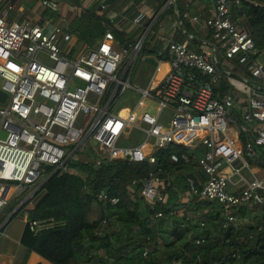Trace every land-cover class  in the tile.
<instances>
[{"label": "built area", "instance_id": "obj_1", "mask_svg": "<svg viewBox=\"0 0 264 264\" xmlns=\"http://www.w3.org/2000/svg\"><path fill=\"white\" fill-rule=\"evenodd\" d=\"M197 1L164 0L153 15L140 10L127 19L126 26L115 20L118 17L110 9L114 29L144 28L141 37L123 48V54L116 49L120 40L110 24L96 44L82 42L76 50L73 34L63 27L8 23L0 14V89L8 94L0 102V216L19 196L7 218L19 209L31 210L44 191V167L75 172L68 164L73 159L96 167L119 160L147 162L153 170L142 181L133 180L128 195L135 200L141 183L143 197L164 204L167 180L156 172V152L170 146L184 150L170 154L172 164L196 161L209 175L203 182L188 178L189 190L180 194L183 199L177 208L168 207L171 214L184 215L197 196L223 209L224 228L237 227L241 218L236 211L241 206L264 202L261 50L245 26V16H234L242 0H205L211 1L210 7L202 3L194 11ZM41 3L59 11L63 0ZM162 14L170 19L166 35L155 30ZM147 38L148 52L143 51ZM155 47L158 50H151ZM141 53L147 62L154 59L155 71L145 87L135 88L130 77ZM225 60L234 61L230 69L224 68ZM237 65L243 73L233 72ZM224 74L228 81L223 80ZM129 90L138 91L140 98L133 107L119 108ZM166 109L171 112L165 117L170 118L168 122L163 120ZM135 130L144 134L140 143L132 138ZM91 145L101 153L88 156ZM83 151L85 157L80 156ZM246 156L254 158L257 170ZM238 160L243 164L235 168ZM98 199L120 202L106 192ZM30 227L38 233L42 226L31 221Z\"/></svg>", "mask_w": 264, "mask_h": 264}, {"label": "trees", "instance_id": "obj_2", "mask_svg": "<svg viewBox=\"0 0 264 264\" xmlns=\"http://www.w3.org/2000/svg\"><path fill=\"white\" fill-rule=\"evenodd\" d=\"M163 2L158 1L156 10ZM108 3L109 11L117 4L115 0ZM100 6L96 4L86 11L71 28L80 41L95 44L107 31L108 17ZM178 6L183 9L180 3ZM239 15L245 16V26L257 47L264 49V0H242L234 13L235 17ZM114 32L119 38L121 33ZM182 151L174 146L158 150L156 172L167 180L177 170L194 166L195 163H171L170 154ZM68 164L76 171L55 172L54 166L44 167L45 177L53 175L43 185L44 194L29 210L21 238L26 260L31 253H37L51 264H264V202L241 206L236 211L240 224L224 228L223 209L214 201L197 196L184 215L171 214L168 207L177 208L182 203L180 194L188 192L190 176L181 185L167 181V202L160 204L141 195V183L135 200L128 195V185L133 180L142 181L153 170L147 162L119 160L96 167L73 159ZM101 192L119 197L120 202L100 201ZM16 204L5 209L0 225ZM192 210L197 211L194 218L189 215ZM254 219L259 221L250 224ZM31 221L41 223L38 233L31 229Z\"/></svg>", "mask_w": 264, "mask_h": 264}, {"label": "crops", "instance_id": "obj_3", "mask_svg": "<svg viewBox=\"0 0 264 264\" xmlns=\"http://www.w3.org/2000/svg\"><path fill=\"white\" fill-rule=\"evenodd\" d=\"M158 1L159 0H115V2H117L115 8H120L126 13L134 12L137 15L138 11L140 10H147L150 12L152 6L156 8L155 6L157 5ZM108 2L109 0H84V5L88 8V10H90L96 4H109ZM75 7V5L69 4L63 0L62 7L59 10V15L57 18L45 23L44 14L49 9L44 7V5L41 3V0H0V14L8 21V23H22L29 21L33 24L45 25L50 28L63 27L69 32H71L70 30L77 20L82 18V16L86 13L84 9L79 10L78 8L75 9ZM197 8L198 5L195 3L192 7V10L196 11ZM100 9L102 10V13H105L109 18L110 11L107 12V9H103L102 6H100ZM117 19L119 20L116 21H121L120 24L122 26H126L128 20L124 14L123 17ZM124 19L126 20L124 21ZM73 36L76 44L83 42L80 41L75 35ZM45 179L46 178L44 176V183L46 182ZM43 194L44 191L40 196ZM35 202L36 200L32 205H30L31 208L34 207ZM10 221L5 226L3 234H0V264H23L26 257V248L21 244V238L27 221L23 218H20V216H18L12 222ZM25 264L51 263L42 259L37 253H31Z\"/></svg>", "mask_w": 264, "mask_h": 264}, {"label": "rangeland", "instance_id": "obj_4", "mask_svg": "<svg viewBox=\"0 0 264 264\" xmlns=\"http://www.w3.org/2000/svg\"><path fill=\"white\" fill-rule=\"evenodd\" d=\"M65 2H68L69 4L75 5L76 7L80 8V9H84V11L88 10V8L85 7V5H84V0H65ZM202 3L208 5L209 7L211 5V1H205V0L203 2L198 0L196 2V5L199 6ZM112 10H114V13H116L118 18L123 17V14H124L125 17L129 21L132 20L135 17V15H136V13H134V12L126 13V12L122 11V9H120V8L117 9V8L113 7ZM108 11L109 10H107V12ZM155 11H157L156 8H154V6H152L150 14L153 15ZM44 15H45V17H44L45 21L44 22L47 23V21H52V20L56 19L57 16L59 15V11H54V10H50L49 9ZM115 20H119V19H115ZM169 20L170 19H169L168 14L166 16H164L163 18H161L160 22L158 24H156V26H155L156 32L161 34V35H166L168 30L170 29ZM107 23L111 25L113 32L115 30H117V29H114L113 23H112L110 18H107ZM118 31L121 33V35L118 38L120 40V43L117 44L116 49L121 54H123V48L124 47H129V43L135 42L139 37H141L143 32H144V28L142 26H135V27L131 28L130 30H126V31L118 30ZM177 36H179V32H178ZM101 38H102V36L98 37L96 39V43ZM150 44H151V42L147 38V40L145 41V44H144L143 51H147V52L150 51ZM78 47H79V44L75 45V49L76 50L78 49ZM151 50L156 51V50H158V47H155V48H153ZM258 59H259V61L264 63V49L261 50V53H260ZM231 63H234V61L225 60L224 68L226 70L230 69V64ZM241 68L242 67L240 65H237L236 71H233V72H235V73L236 72L243 73V71H241ZM154 71H155V65L153 63H149V62L145 61V57L141 53L138 56V58L135 60V63H134L133 68H132L131 77H130V81H131L132 86L135 87V88L145 87L147 85V83L149 82L151 76L153 75ZM223 80L224 81H228L226 74H224V79ZM234 89H235V92H238L241 95L244 94L243 92L237 90L235 87H234ZM139 98H140V93L138 91L129 90L124 95V97L119 101L118 107L119 108L120 107H133L136 104V102L138 101ZM152 112L154 114L155 110H152ZM170 114H171V112L168 109H166L164 111V113H163V120L168 122L170 120V118L166 119L165 117L169 116ZM76 125H78V126L79 125H83V123L78 122ZM131 134H132V138L137 139V141H138L137 143H140L144 139V134L141 131H133ZM2 136H4V134H2ZM127 143H129V142H126L124 144H127ZM97 153H101V149H99V147L95 148L94 145H91L89 147V152H87L86 154L88 156L89 155L92 156V155L97 154ZM81 155H82V157H85L84 156L85 155V151L81 152L80 156ZM246 160L251 164V167H252L253 170H257V168L254 167V165H253L254 158H250V157L246 156ZM194 163H195V165L192 166L191 168L189 167V168L184 169V170H181V169L177 170L176 174H171L170 176L166 177L167 181L169 183H173V182L176 181V183L178 185H181V184H185V182L187 180V178H186L187 176L193 177V178L199 180L200 182H203V181L207 180L209 178V175L204 172V170L202 169L201 165H199L198 162L195 161ZM242 164H243L242 161L238 160V161H235L233 163V166L235 168H240L242 166ZM242 173L247 178L251 179L252 176H251V174L249 173V171L247 169H243ZM176 188H177L178 191H180V189H179V187L177 185L175 186V189ZM10 193L12 195L13 189L11 190ZM17 198H20V196L16 197V200H14L12 202L13 204L18 202ZM196 212L197 211H193V210L190 211L189 212L190 217H192V218L196 217V214H197ZM28 214H29V209H24V210L21 211V213H19L18 216H20V218H23V219H25L27 221L28 220ZM16 218H14V219H16ZM14 219H12L10 222H12ZM247 221H249V220H247ZM258 221H259V219H254V220H250L249 223L253 224V223H257ZM25 262H26V259L24 260V263Z\"/></svg>", "mask_w": 264, "mask_h": 264}, {"label": "water", "instance_id": "obj_5", "mask_svg": "<svg viewBox=\"0 0 264 264\" xmlns=\"http://www.w3.org/2000/svg\"><path fill=\"white\" fill-rule=\"evenodd\" d=\"M148 61L151 62V63H155L154 59H148ZM7 97H8V94L0 89V102H5L6 99H7ZM55 172H56V171H55ZM52 175H53V174H51V175L47 178V180H49V178H50ZM47 180H46V181H47ZM13 216H14V215H11L10 217H8V218L5 220L4 224H7V223L12 219Z\"/></svg>", "mask_w": 264, "mask_h": 264}, {"label": "bare ground", "instance_id": "obj_6", "mask_svg": "<svg viewBox=\"0 0 264 264\" xmlns=\"http://www.w3.org/2000/svg\"><path fill=\"white\" fill-rule=\"evenodd\" d=\"M8 215H9V214H8ZM13 215H14V214H13ZM27 222H28V220H27ZM6 225H7V224H5L4 227H5ZM4 227H3V228H4Z\"/></svg>", "mask_w": 264, "mask_h": 264}]
</instances>
